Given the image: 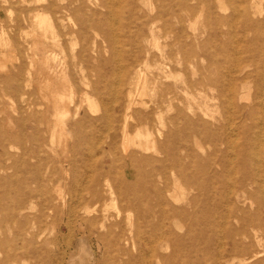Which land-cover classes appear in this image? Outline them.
<instances>
[{"label": "rangeland", "instance_id": "1", "mask_svg": "<svg viewBox=\"0 0 264 264\" xmlns=\"http://www.w3.org/2000/svg\"><path fill=\"white\" fill-rule=\"evenodd\" d=\"M165 1L167 5L161 8L159 0H0V264H160L158 255L169 256L172 253L170 245L163 246L159 254L152 252L151 241L154 238L149 234V225L135 212L111 202L106 193L105 200L97 205L91 215H85L79 211L80 208L73 207L68 197L64 205L61 200H53L52 210L45 203L49 195L54 197L71 191V184H68L70 177L65 180L59 167H56L53 175L46 170L51 167L48 161L56 160L57 153L70 156L69 151L76 147L79 129L74 123L80 117L74 112L79 98L87 93L90 108L94 106L99 109L100 100L97 101V96L92 92L98 90L103 98H107L109 91L119 87L121 93H127L134 71L129 65V56L133 53L131 32L137 28H148L150 25H145L148 17L158 12L163 15L162 11H167L170 3V0ZM256 1L257 14L252 20L261 23L264 34V0ZM232 2L236 5L239 1ZM223 3L225 6L222 10L215 4L213 12L229 19L232 16L231 6L227 0H223ZM190 4L195 5L196 10L189 20L184 11H179L183 16L182 23L168 16L155 21L154 37L161 48L172 40V37L166 40L161 29L165 23L171 28H180L183 31L180 34L192 35L194 31L199 41L210 40L209 51L215 50L218 40L230 47L244 48L246 40L252 39L253 35L244 31L241 19L233 20L234 26L226 36L224 32L230 27L216 21L213 15L209 17L206 4L196 0ZM83 20L85 28H80ZM214 33L218 34L217 41ZM115 40L119 41H116L120 53L117 62H114L111 48ZM152 42L147 48L156 63L148 69L140 68L149 80L143 97L147 102L154 100L162 90L160 86L152 90L151 72H156L155 67L161 61ZM170 49L175 52L176 46L172 44L165 48L166 51ZM195 63L199 68L206 65L205 61L199 59ZM123 68L125 73L123 71L122 75ZM185 70L184 75L180 74V79L191 77V71L188 68ZM192 91L198 100L200 95ZM244 94L246 99L240 104L250 105L253 89ZM178 97L180 103H185L182 91L178 92ZM163 106V118L173 114L165 104ZM86 110L89 111L88 105L83 103L80 113ZM214 116L221 118L222 113L214 112ZM241 116L245 119L246 112L242 110ZM254 131L252 123L246 120L244 128H240L242 135L239 143L253 148L251 136ZM135 133L133 130L134 136ZM105 134L104 140L108 142ZM204 149L211 153L214 163L210 169L213 180L206 204V224L210 229L207 236L212 242L216 241L211 229L214 232L215 229L225 228L222 234L225 237L226 233L242 226L239 218L244 220L243 225L247 228L251 220L254 224L263 223V208L248 196L253 189L249 180L242 200L231 198L229 202L225 199L224 188L243 179L241 160L235 159L229 166L234 167L236 173L228 176L223 165L226 163L225 152H230V149L222 144L216 151L207 144ZM139 152L136 160L139 163L141 156H158L152 151ZM78 170L82 168L78 167ZM62 177L64 181L60 182L58 179ZM51 178L54 181L49 183ZM38 190H42L41 193ZM187 193L188 199L197 192ZM19 199L24 203L21 209H16ZM184 204L181 202L178 206ZM228 209L233 217L226 227H221L218 220ZM73 210L78 213L69 216ZM96 216L97 221L90 223L91 218ZM198 221V227L203 229V220L199 218ZM179 223L175 231L183 242L181 250L184 254L180 261H195L197 256L189 254L194 237L193 231L189 230L192 223L187 219ZM118 234L122 237H115ZM257 234L262 240L258 246L253 243L251 250L259 254L249 264H264V228L258 229ZM103 236L106 239L101 240ZM175 260L179 264V259Z\"/></svg>", "mask_w": 264, "mask_h": 264}, {"label": "bare ground", "instance_id": "2", "mask_svg": "<svg viewBox=\"0 0 264 264\" xmlns=\"http://www.w3.org/2000/svg\"><path fill=\"white\" fill-rule=\"evenodd\" d=\"M191 1L170 0L167 11H162L163 15L158 12L145 20V25H150L148 28H137L131 32L133 53L129 56V65L134 71L128 82L130 89L127 93H121L119 87L109 91L107 98H103L98 90L92 92V95L97 96L96 100H100L99 109L94 106L93 109L90 108L91 101L87 93L81 95L74 112L80 117L74 123L79 129L76 147L69 151L72 154L70 156H60L57 153L56 160L48 161L51 167L46 170L53 175L56 167H59L66 177L65 180L70 177L68 184H71V191L54 197L49 195L45 203L52 210L53 200H61L64 205L68 197L73 207L80 208L79 211L85 215H91L107 194L111 202L135 212L149 225V234L154 238L151 241L152 252L158 253L165 245L172 246L169 256L157 254L160 264H177L175 259L180 261L183 256L182 238L177 235L175 228H179L180 220L186 219L191 221L189 230L194 233L189 254L194 253L197 259L181 260L179 264H249L259 254L256 250L252 251L251 247L253 243L258 246L261 242L257 232L264 228V221L254 224L251 220L250 227L247 228L243 225L244 220L239 218L238 222L242 226L226 233L225 237L222 236L225 228L215 229L214 232L211 229L216 241L212 242L207 236L210 229L206 224V204L213 180L210 169L214 163L211 153L205 151L204 145L211 146L215 151L221 144L230 149L229 153L225 152L227 164L223 165L228 176L236 173L234 167H229L235 159L242 162L240 172L244 175L243 179L236 182L237 185L234 183L236 186L231 184L224 188L225 199L242 200L249 180L253 189L248 196L264 210V34L260 28L261 23L252 20L257 14L258 3L256 0H238V4L234 5L232 0H227L232 9V16L228 19L213 12L215 4L221 10L224 8L223 0H196L206 4L209 17L213 15L216 21L230 27L224 32L226 36L234 26L233 20L241 19L244 31L253 35L252 39L246 40L244 48L221 43L218 34L214 33L216 39L213 36L212 38L218 40V44L214 51H209L210 40L199 41L193 28L192 35L180 34V28H171L166 23L161 29L166 40L167 37H172V40L161 48L154 37L155 21L168 16L182 23L183 16L179 11H184L186 19L189 20L196 10L195 5L190 4ZM159 2L163 4L161 8L167 5L165 0ZM84 22H80V28H85ZM116 41L111 46L114 62L119 61V41ZM151 42L161 59L155 67L156 72H151L152 90L155 91L159 86L162 90L154 100L147 102L143 97L149 80L140 68L148 69L156 63L147 48ZM172 44L176 46L175 52L171 49L166 51L165 48ZM174 56L175 59H172ZM195 59L205 61L206 65L197 67ZM186 68L191 71V77L180 79V74L184 75ZM123 69L122 75L123 71L125 73ZM171 80L172 82H168ZM251 88V104H240L246 99L244 92ZM190 90H195L200 95L198 100ZM179 91L185 96L183 104L178 97ZM83 103L88 105L89 111L81 114ZM164 104L173 112L166 118L162 116ZM242 110L246 112L245 119H242ZM214 112H221L222 117L216 118ZM246 120L255 128L251 136L253 148L239 143L242 135L240 128H244ZM97 129L99 131L95 132ZM133 130L136 132L135 136L132 134ZM104 133L109 139L108 142L104 140ZM104 145L107 146L106 149ZM137 150L152 151L159 157L141 156L139 163L136 160L141 152ZM78 167L82 170H78ZM52 178L49 183L54 181ZM58 180L61 182L64 178ZM102 186L105 188L102 189ZM41 191L38 190L39 193ZM188 191L197 193L187 199ZM31 195L29 193L30 197ZM181 202H185L184 206H178ZM23 203L19 199L14 207L21 209ZM76 213L78 211L73 210L69 216H76ZM231 213L228 209L226 214L220 216L219 226L228 225L233 217ZM199 218L204 222L203 229L198 227ZM97 219V216L91 218L90 223ZM115 237L122 236L118 234ZM100 239L104 240L106 236Z\"/></svg>", "mask_w": 264, "mask_h": 264}]
</instances>
